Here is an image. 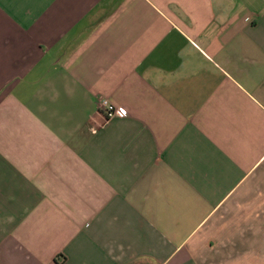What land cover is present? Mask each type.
<instances>
[{
	"label": "crops",
	"instance_id": "crops-1",
	"mask_svg": "<svg viewBox=\"0 0 264 264\" xmlns=\"http://www.w3.org/2000/svg\"><path fill=\"white\" fill-rule=\"evenodd\" d=\"M0 264H264V0H0Z\"/></svg>",
	"mask_w": 264,
	"mask_h": 264
},
{
	"label": "built area",
	"instance_id": "built-area-1",
	"mask_svg": "<svg viewBox=\"0 0 264 264\" xmlns=\"http://www.w3.org/2000/svg\"><path fill=\"white\" fill-rule=\"evenodd\" d=\"M99 111L103 113L107 119L127 116L125 109L115 106L106 98L99 101Z\"/></svg>",
	"mask_w": 264,
	"mask_h": 264
}]
</instances>
